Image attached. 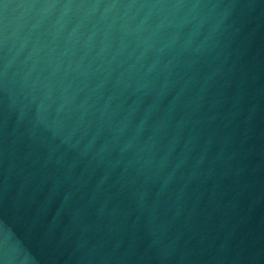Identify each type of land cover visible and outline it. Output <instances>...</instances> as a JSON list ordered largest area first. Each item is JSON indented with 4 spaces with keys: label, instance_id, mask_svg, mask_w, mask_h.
<instances>
[{
    "label": "water",
    "instance_id": "1",
    "mask_svg": "<svg viewBox=\"0 0 264 264\" xmlns=\"http://www.w3.org/2000/svg\"><path fill=\"white\" fill-rule=\"evenodd\" d=\"M0 264H264V0H0Z\"/></svg>",
    "mask_w": 264,
    "mask_h": 264
}]
</instances>
